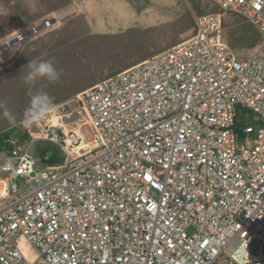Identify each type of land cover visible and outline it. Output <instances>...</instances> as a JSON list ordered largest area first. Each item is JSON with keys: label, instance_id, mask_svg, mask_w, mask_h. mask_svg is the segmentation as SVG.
I'll return each instance as SVG.
<instances>
[{"label": "built area", "instance_id": "built-area-1", "mask_svg": "<svg viewBox=\"0 0 264 264\" xmlns=\"http://www.w3.org/2000/svg\"><path fill=\"white\" fill-rule=\"evenodd\" d=\"M210 1L257 29L260 57L233 54L219 12L197 14L188 38L57 107V125L3 141L0 264H264V0ZM39 144L63 162L41 165Z\"/></svg>", "mask_w": 264, "mask_h": 264}, {"label": "rangeland", "instance_id": "rangeland-1", "mask_svg": "<svg viewBox=\"0 0 264 264\" xmlns=\"http://www.w3.org/2000/svg\"><path fill=\"white\" fill-rule=\"evenodd\" d=\"M119 4L128 10L124 13L127 20L118 26L116 34L91 29L96 25L91 17L107 16V7ZM208 12H219L210 0H0V100L6 101L16 116L15 122H10L0 115V134L23 128L36 131L35 125L25 127L21 123L30 89L47 85L43 90L53 97L56 109L66 103L73 106L76 96L87 88L188 38L193 16ZM219 15L225 42L236 57L262 55V39L251 23L233 14ZM44 20L51 21L49 29L31 37L17 52L1 47L6 37ZM40 59H51L63 70L58 82L24 83L27 70L22 69L30 60ZM68 106L65 111L74 110ZM247 119L253 120L254 115L248 114ZM40 124L45 125V121Z\"/></svg>", "mask_w": 264, "mask_h": 264}, {"label": "clouds", "instance_id": "clouds-1", "mask_svg": "<svg viewBox=\"0 0 264 264\" xmlns=\"http://www.w3.org/2000/svg\"><path fill=\"white\" fill-rule=\"evenodd\" d=\"M24 69L27 71L22 79L29 86L35 85L39 81H47L48 84H54L60 80L63 71L58 69L51 59L30 60L22 71ZM46 86L44 85L43 87ZM43 87L36 91H31V89L29 91L30 102L21 120L25 127H32L48 120L56 109L53 97L44 91ZM0 115L10 122H15L16 120V116L9 109L6 101L0 100Z\"/></svg>", "mask_w": 264, "mask_h": 264}, {"label": "crops", "instance_id": "crops-1", "mask_svg": "<svg viewBox=\"0 0 264 264\" xmlns=\"http://www.w3.org/2000/svg\"><path fill=\"white\" fill-rule=\"evenodd\" d=\"M110 2H114L109 0ZM106 10L107 16H98L94 19L92 17L90 18L91 22L95 23L96 25H92L91 29L96 28L98 33L103 32L105 29H107L108 32H111L113 34H116L118 32V26L123 25L126 17L124 16V13L128 10L127 7L119 5H112L108 6ZM109 15V16H108ZM104 33V32H103ZM101 33V34H103Z\"/></svg>", "mask_w": 264, "mask_h": 264}, {"label": "water", "instance_id": "water-1", "mask_svg": "<svg viewBox=\"0 0 264 264\" xmlns=\"http://www.w3.org/2000/svg\"><path fill=\"white\" fill-rule=\"evenodd\" d=\"M35 155L43 166L53 167L63 162L61 150L51 144L36 145Z\"/></svg>", "mask_w": 264, "mask_h": 264}, {"label": "trees", "instance_id": "trees-1", "mask_svg": "<svg viewBox=\"0 0 264 264\" xmlns=\"http://www.w3.org/2000/svg\"><path fill=\"white\" fill-rule=\"evenodd\" d=\"M16 132L17 131L9 130V131H7L5 133L0 134V148L3 146V141L8 139L10 136L14 135ZM22 138L26 140L28 137L25 134V135L22 136Z\"/></svg>", "mask_w": 264, "mask_h": 264}, {"label": "bare ground", "instance_id": "bare-ground-1", "mask_svg": "<svg viewBox=\"0 0 264 264\" xmlns=\"http://www.w3.org/2000/svg\"><path fill=\"white\" fill-rule=\"evenodd\" d=\"M56 119V121L54 122L53 120H55ZM59 119L58 118H56L55 117V115H53L51 118L49 117V123H53L54 125H57V121H58Z\"/></svg>", "mask_w": 264, "mask_h": 264}]
</instances>
